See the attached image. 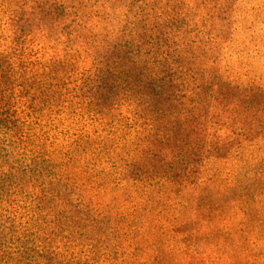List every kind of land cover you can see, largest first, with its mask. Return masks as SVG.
I'll return each mask as SVG.
<instances>
[{"label":"trees","instance_id":"16d2710c","mask_svg":"<svg viewBox=\"0 0 264 264\" xmlns=\"http://www.w3.org/2000/svg\"><path fill=\"white\" fill-rule=\"evenodd\" d=\"M214 3L0 0V264L222 261L228 210L264 264V84L215 68Z\"/></svg>","mask_w":264,"mask_h":264},{"label":"rangeland","instance_id":"374dc122","mask_svg":"<svg viewBox=\"0 0 264 264\" xmlns=\"http://www.w3.org/2000/svg\"><path fill=\"white\" fill-rule=\"evenodd\" d=\"M217 6V12L223 14V18L226 17L224 5L228 4L229 19L225 28L222 27L221 22L217 25L216 29L224 30V34L218 39H213L212 42H206L210 48V52L213 58L216 59L215 68L222 70L226 77L231 80L239 79L244 88H257L261 84H264V0H213ZM216 14L215 10L211 11V15ZM214 38L213 35L209 36V39ZM208 40V38H207ZM206 40V41H207ZM248 152H254L256 155L264 156V142H257L255 146L248 148ZM231 171L227 168L224 169L223 165H214L213 163L207 164L204 171L201 173V182L216 184L219 181L227 180L228 174ZM111 193V194H110ZM113 193V194H112ZM110 194L107 199L100 200L104 207L119 206L116 202L112 201L109 197L121 198L122 195L117 194L114 191L108 192ZM116 200V199H115ZM122 200V199H121ZM126 207H132L130 203H126ZM159 208V207H158ZM156 209L155 216L161 213L164 218L166 215L161 212V208ZM235 212L228 210L225 214L230 224L225 222L221 223L226 226L234 236L230 237V241H235L237 245L228 243L225 238H214L212 241L205 242V245L210 244V248H216L217 245L222 244L220 247L221 252L227 250L225 258L222 261H217L219 257L217 253H207L206 256H198L194 259H188L189 262H200V258L203 257L204 263H211L217 261V264H258L254 257H244L249 252H254L251 248V244H247L237 231V223L233 221ZM163 218V217H162ZM160 218L159 223L155 225H165L164 220ZM215 224V223H214ZM211 227L212 232L215 225ZM205 227L203 226V229ZM214 242V244H212ZM204 243L200 244L203 246ZM226 245V246H225ZM208 246V245H207ZM179 248V247H178ZM223 248V249H222ZM244 249V250H243ZM241 250L245 251V254L241 256H235ZM190 254V253H188ZM258 261V260H257ZM219 262V263H218Z\"/></svg>","mask_w":264,"mask_h":264}]
</instances>
